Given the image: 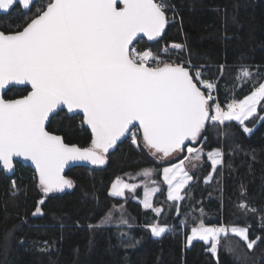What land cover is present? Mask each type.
Wrapping results in <instances>:
<instances>
[{
    "label": "snow or ice",
    "instance_id": "obj_1",
    "mask_svg": "<svg viewBox=\"0 0 264 264\" xmlns=\"http://www.w3.org/2000/svg\"><path fill=\"white\" fill-rule=\"evenodd\" d=\"M168 8L165 0H0V14L19 10L26 17L22 30H0V93L10 85H30L27 95L20 99L0 95V171L12 173L16 158L34 165L42 198L33 216L44 214L40 206L47 197L74 186L64 175L67 166L105 165L109 151L124 137L160 160L186 149L188 156L163 168L167 199L179 202L194 180L185 161H200L203 156V148L188 142L197 143L208 124L216 129L217 136L226 125L231 128V122L245 134L254 131L245 122L257 115L258 106L264 108V82L250 95L222 106L213 95L217 84L203 79L201 70L190 61H168L150 48L137 49L134 41H159L164 35L175 19L168 16ZM172 50L182 52L186 45L172 43L162 52L174 54ZM251 77L252 73L242 67L237 80L247 82ZM65 110L69 120L82 114L81 127L86 126L91 133L89 146L66 143L61 135L48 130ZM258 119L264 121V115ZM207 159L211 172L204 179L206 184L218 166L223 167V152H208ZM140 174L151 177L153 170L144 169ZM138 187L117 178L108 194L124 197L125 189L135 193ZM11 188L14 196L19 193L16 181ZM159 191L145 185L141 201L157 216L163 209L154 207L152 197ZM239 208L257 211L245 203ZM112 221L109 212L101 224L88 227L99 228ZM127 223L122 215L118 225ZM149 228L157 238L168 231L158 224ZM229 233L249 250L261 239L250 240L246 227L206 226L201 221L186 237V246L194 240L203 241L208 245L206 250L217 257L221 238H230ZM127 247L134 248L135 244Z\"/></svg>",
    "mask_w": 264,
    "mask_h": 264
},
{
    "label": "trees",
    "instance_id": "obj_2",
    "mask_svg": "<svg viewBox=\"0 0 264 264\" xmlns=\"http://www.w3.org/2000/svg\"><path fill=\"white\" fill-rule=\"evenodd\" d=\"M165 2L168 16L175 19L159 41L140 40L135 44L138 49L161 52L172 43L185 44L182 52L172 50L174 57L190 61L201 70L203 79L217 84L213 94L222 106L243 99L263 82L264 0ZM25 20L21 11L13 10L0 16V30H22ZM242 67L252 73L247 82L237 80ZM26 89H10L4 98H21L27 94ZM259 115H264L260 106L258 114L245 122L254 129L251 134L243 133L236 122H231V128L226 125L219 136L211 124L206 125L202 138L193 146L203 148L201 164L190 173L194 180L179 204L166 201L161 169L179 162L185 151L176 160L165 161L125 141L107 156L104 168L68 171L72 191L47 197L40 206L42 216L32 215L42 198L33 171L18 164L12 177L0 171V264H264V121L258 119ZM48 130L61 135L66 143L81 147L90 144L89 132L81 127V116L69 120L61 112ZM214 150L223 152V167L218 166L206 184L204 179L211 172L206 154ZM144 169L153 170L151 178L146 179L160 188L153 201L154 207L163 209L159 216L143 210L136 201L141 196L140 188L124 198L108 194L117 178L131 183L144 179L139 176ZM13 180L19 189L15 196ZM241 203L257 211L242 210ZM121 205L127 224L115 221L99 228L88 227L101 224L113 207ZM201 221L206 226L246 227L250 240L257 236L261 239L249 250L237 237H222L217 257H213L203 242H194L189 248L185 245L189 229ZM152 224L168 231L153 238ZM121 232L127 235L121 236ZM129 243L135 247H127Z\"/></svg>",
    "mask_w": 264,
    "mask_h": 264
},
{
    "label": "rangeland",
    "instance_id": "obj_3",
    "mask_svg": "<svg viewBox=\"0 0 264 264\" xmlns=\"http://www.w3.org/2000/svg\"><path fill=\"white\" fill-rule=\"evenodd\" d=\"M263 82H264V80H263ZM250 95V94H249ZM258 108H259V106H258ZM257 114H258V111H257ZM193 147V146H192ZM196 148V147H195ZM215 151V150H214ZM185 156H188L189 154L187 153V151L185 150ZM181 156V153H178V154H175V155H173L172 157H170V158H168V159H164L165 161H173V160H176L177 158H179ZM206 156H207V154H206ZM187 162H186V164H185V168H186V170L189 172V174L190 173H192V172H194V171H196L197 169H198V167H199V165L201 164V160L200 161H188V160H186ZM164 162V161H163ZM180 162V161H179ZM179 162H175V163H173V164H177V163H179ZM193 163H195L196 164V167L195 168H193L192 167V164ZM173 164H171V165H167V166H164V167H171ZM163 167V168H164ZM163 168L161 169V179H162V184H163V186L165 187V198H166V201L167 202H169V203H172V204H179L180 203V201L179 202H173V201H169L168 199H167V185L164 183V181H163ZM153 175V174H152ZM191 175V174H190ZM139 176H141V177H144V179H142V180H140V181H138V182H133V183H131V182H127V181H124V182H126V183H129V184H138V185H140V187H138L137 189H141V196L139 197V198H135V199H137V201L139 202V204L141 205V207H142V209H144V210H151V209H145L144 207H143V204L141 203V201L143 200V198H144V191H145V185H147V187L148 188H154V187H158V185H156L155 183H153L152 181H149V180H147L146 178L147 177H145V176H143V175H139ZM149 178V177H148ZM151 178V177H150ZM117 180V179H116ZM116 180H114L113 182H115ZM113 184V183H112ZM112 184H111V186H112ZM111 186H110V189H109V191L111 190ZM159 188V187H158ZM136 189V190H137ZM184 192H185V190H184ZM128 193H132V192H129L127 189H125V195H124V197L128 194ZM158 192H156L155 193V195L152 197V203H153V201H154V198H155V196H156V194H157ZM182 194H184V193H182ZM124 197H113V198H124ZM110 212L112 213V215H113V221L112 222H115V221H119L120 219H121V216L124 214V207L123 208H121V206H119V207H113L111 210H110ZM124 218V217H123ZM200 224V223H199ZM199 224H197L196 226H193V227H198L199 226ZM160 226V225H159ZM193 227H191L190 229H189V232H188V234H187V236H189V235H191V229L193 228ZM235 227H239V226H235ZM151 232V231H150ZM229 235L231 236V233H229ZM152 236V235H151ZM153 237V236H152ZM153 238H157V237H153ZM158 238H160V237H158ZM238 238V237H237ZM194 242H203V241H199V240H194L193 242H192V244L194 243ZM186 243H187V241L185 242V245H186ZM191 244V245H192ZM191 245H189V246H186L187 248H189Z\"/></svg>",
    "mask_w": 264,
    "mask_h": 264
},
{
    "label": "water",
    "instance_id": "obj_4",
    "mask_svg": "<svg viewBox=\"0 0 264 264\" xmlns=\"http://www.w3.org/2000/svg\"><path fill=\"white\" fill-rule=\"evenodd\" d=\"M4 15H5V14H0V16H4ZM161 38H162V37H161ZM161 38H160V39H161ZM138 39H139V38H138ZM143 40H145L146 42H149V43H155V42H157V41H147L146 38H144ZM134 44H136L135 41H134ZM13 88H15V89L27 88V89L30 90V85H19V86L10 85L9 88L5 89L2 93H0V95H2L3 98H4V94H5L8 90L13 89ZM26 95H27V94H26ZM21 98H22V97H21ZM4 99H5V98H4ZM17 99H20V98H17ZM64 112L66 113V110H65ZM81 116H82V114H81ZM84 128L89 132V135H90V137H91L90 130L87 129L86 126H84ZM127 139H128V137H124V138L121 139V141H118L117 146H116L114 149H111V150L109 151L108 155L111 154V153H113V152L117 149V147H118L120 144L124 143ZM188 143H189V146H195V145H197L198 142L195 143V144H191V142H188ZM185 150H186V149H185ZM176 154H178V153H176ZM173 155H175V154H173ZM173 155H172V156H173ZM172 156H170V157H172ZM170 157H169V158H170ZM167 159H168V158H167ZM17 164L20 165V166H22V167H24V168H29V169L32 170L33 173L35 174V167H34V165L31 164L30 161H23V160L20 159V158H16V162H15V164H14V171H13L12 173H4V175L7 176V177H12V176H14L15 171H16V165H17ZM106 164H107V163H106ZM106 164L103 165V166H94V165H90V164H82V163L72 164V165H69V166H67V167L65 168V170H64V175L66 176L67 172L70 171V170H72V169H74V168L102 169V168H104V167L106 166ZM66 178H67V177H66ZM72 189H73V187L70 188V189H65V191L62 192V193H54V194H52V195H62V194H66V193L71 192Z\"/></svg>",
    "mask_w": 264,
    "mask_h": 264
},
{
    "label": "built area",
    "instance_id": "obj_5",
    "mask_svg": "<svg viewBox=\"0 0 264 264\" xmlns=\"http://www.w3.org/2000/svg\"><path fill=\"white\" fill-rule=\"evenodd\" d=\"M138 49V48H137ZM149 48H145V49H141V50H147ZM140 50V49H138ZM153 51V50H152ZM154 53H157L160 55V58L161 59H164V60H168V61H176V62H184L186 61L185 59H181V58H175L173 54H169V55H164L163 52H155L153 51ZM187 66V65H186ZM214 95V94H213ZM215 96V95H214ZM126 141H130V138L128 137V139ZM131 142V141H130Z\"/></svg>",
    "mask_w": 264,
    "mask_h": 264
},
{
    "label": "crops",
    "instance_id": "obj_6",
    "mask_svg": "<svg viewBox=\"0 0 264 264\" xmlns=\"http://www.w3.org/2000/svg\"><path fill=\"white\" fill-rule=\"evenodd\" d=\"M186 162H187V161H185V164H186ZM136 201H137V199H136ZM137 202H138V201H137ZM138 203H139V202H138ZM143 210H144V209H143Z\"/></svg>",
    "mask_w": 264,
    "mask_h": 264
}]
</instances>
